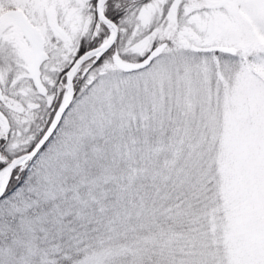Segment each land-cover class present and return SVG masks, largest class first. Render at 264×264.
Returning <instances> with one entry per match:
<instances>
[{"label":"snow or ice","instance_id":"6c2138e0","mask_svg":"<svg viewBox=\"0 0 264 264\" xmlns=\"http://www.w3.org/2000/svg\"><path fill=\"white\" fill-rule=\"evenodd\" d=\"M0 264H264V0H0Z\"/></svg>","mask_w":264,"mask_h":264}]
</instances>
